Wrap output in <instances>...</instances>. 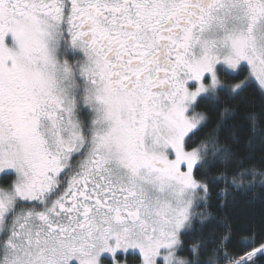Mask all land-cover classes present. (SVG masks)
Masks as SVG:
<instances>
[{
    "label": "snow or ice",
    "instance_id": "6c2138e0",
    "mask_svg": "<svg viewBox=\"0 0 264 264\" xmlns=\"http://www.w3.org/2000/svg\"><path fill=\"white\" fill-rule=\"evenodd\" d=\"M249 89L264 0H0V264H264L207 210L256 187Z\"/></svg>",
    "mask_w": 264,
    "mask_h": 264
},
{
    "label": "trees",
    "instance_id": "16d2710c",
    "mask_svg": "<svg viewBox=\"0 0 264 264\" xmlns=\"http://www.w3.org/2000/svg\"><path fill=\"white\" fill-rule=\"evenodd\" d=\"M232 103L235 104L238 111L237 119L232 121V123L239 129L241 136L244 137L247 135V121L245 120V116L248 113H255L258 115L261 111H264V101H262L261 96L256 90L249 89L244 93L241 99ZM197 111L208 114V109L203 105L197 108ZM215 119V113H211L212 124H210L209 127L214 126ZM206 131H208V129H205V132ZM203 135L204 133H201L196 139L199 140ZM245 155H247V153H245ZM245 165L255 167L256 169V187L254 190L243 192L233 191L232 196L228 200L227 208L223 210L217 207L220 201L212 199L209 201V207L207 209L221 220L227 218L229 226L235 233L234 242L249 236L264 238V187L260 186V173L264 172V149L258 148L253 152L251 154V159L245 160ZM213 171L215 172L216 170L214 169ZM3 183L4 178L2 184ZM220 187H223V184H221ZM201 210L202 209H197V211ZM182 239L185 238L182 237ZM185 242L187 243L188 241L186 240ZM125 259L131 264L139 262L135 255H128Z\"/></svg>",
    "mask_w": 264,
    "mask_h": 264
},
{
    "label": "flooded vegetation",
    "instance_id": "af4514ba",
    "mask_svg": "<svg viewBox=\"0 0 264 264\" xmlns=\"http://www.w3.org/2000/svg\"><path fill=\"white\" fill-rule=\"evenodd\" d=\"M2 181H3V176L0 175V184H2Z\"/></svg>",
    "mask_w": 264,
    "mask_h": 264
},
{
    "label": "rangeland",
    "instance_id": "374dc122",
    "mask_svg": "<svg viewBox=\"0 0 264 264\" xmlns=\"http://www.w3.org/2000/svg\"><path fill=\"white\" fill-rule=\"evenodd\" d=\"M127 262H128V260H127ZM128 264H131L130 262H128ZM136 264H139V262L138 263H136Z\"/></svg>",
    "mask_w": 264,
    "mask_h": 264
}]
</instances>
